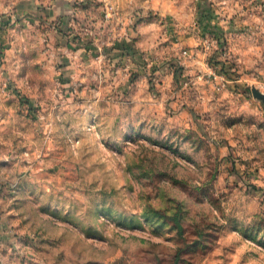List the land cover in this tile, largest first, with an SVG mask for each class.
Here are the masks:
<instances>
[{
	"label": "rangeland",
	"instance_id": "rangeland-1",
	"mask_svg": "<svg viewBox=\"0 0 264 264\" xmlns=\"http://www.w3.org/2000/svg\"><path fill=\"white\" fill-rule=\"evenodd\" d=\"M74 5L0 0V264H264V0Z\"/></svg>",
	"mask_w": 264,
	"mask_h": 264
},
{
	"label": "crops",
	"instance_id": "crops-1",
	"mask_svg": "<svg viewBox=\"0 0 264 264\" xmlns=\"http://www.w3.org/2000/svg\"><path fill=\"white\" fill-rule=\"evenodd\" d=\"M37 2V0H35ZM48 2H50L51 8H49V12H47L48 14H50L51 19L58 17V16H67V15H71L72 11L74 10L73 7L74 5V0H47ZM74 5V6H73ZM32 8H36L37 7H32ZM31 8V9H32ZM38 10L35 11V16L37 15Z\"/></svg>",
	"mask_w": 264,
	"mask_h": 264
},
{
	"label": "water",
	"instance_id": "water-1",
	"mask_svg": "<svg viewBox=\"0 0 264 264\" xmlns=\"http://www.w3.org/2000/svg\"><path fill=\"white\" fill-rule=\"evenodd\" d=\"M253 93H254V96H255L256 98L261 99V100L264 101V94H262L261 92H259V91H257V90H254Z\"/></svg>",
	"mask_w": 264,
	"mask_h": 264
}]
</instances>
